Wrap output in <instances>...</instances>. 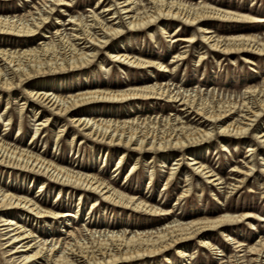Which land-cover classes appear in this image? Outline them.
<instances>
[{
  "label": "bare ground",
  "instance_id": "1",
  "mask_svg": "<svg viewBox=\"0 0 264 264\" xmlns=\"http://www.w3.org/2000/svg\"><path fill=\"white\" fill-rule=\"evenodd\" d=\"M100 1L102 3L107 1V4L103 5L102 10L98 12L92 9L87 15L70 14L68 16V25L71 30L69 33L65 28L57 27L49 40L40 42L37 47L21 51L0 48V58H2L0 61H3L0 64V93L2 90L10 92L19 84L28 83L30 79L48 74L79 72L93 64L97 58L101 67L104 64L103 61L108 59L124 67L148 69L152 74L153 69L172 72L176 65L185 59L187 49L173 55L169 63L173 64V67L168 69L169 65H164L159 55L156 56L139 48L117 49L115 46L109 48L113 39L120 40L125 34H138L141 30H147L150 37H154L153 26L160 24L161 20H167L159 27L161 34H164L166 38L193 42L197 34L196 30H192L188 36L175 37L182 29H175L172 36L166 29L169 24L177 26L182 22L191 28L196 26L202 42L210 51L220 52L226 56L239 54L241 59L250 64L254 63L253 58L243 53L264 54V35L242 33L218 36L203 25L209 20L245 23L264 21L263 17L256 15V10L237 11L221 7L209 0L198 2L98 0ZM63 4L71 6L65 0H39L33 7L34 12L29 10L23 13L0 15V35L31 36L36 31L42 30L51 12ZM63 12L66 14L65 9ZM45 33L41 32L42 38L47 36ZM100 49L108 55L106 59L99 58ZM204 58L202 54L199 61ZM153 78L154 75L150 82L129 85L118 90L96 87L69 94L44 91L43 88L26 85L23 90L27 96L22 98L23 102L20 105L18 104V114L21 116L22 110L29 106L34 112V104L44 106L55 115L67 118L66 122L59 125L58 137L65 130L64 127L70 123L71 125L68 126H74L76 129L73 136L78 130L99 146H105L106 150L108 148L120 150L119 164L123 162L127 150L137 152L136 160L129 168V174L138 169V154L141 152L177 150L180 152L179 156L182 151L185 156L187 155L185 158L189 162L187 166L191 167L190 171L205 178L210 188L226 187L231 192L238 190L255 171L256 148L254 145H248L250 153L245 156L246 160L242 166H233L231 177H228L231 181L224 179L219 170L204 163L203 157L191 147L209 142L217 134L246 143L245 138L249 132L254 131L256 121L264 114V81L259 86H246L235 98L229 96L218 98L217 95L205 97L201 90L172 87V84ZM34 82L42 83L43 81L35 79ZM149 99H162L175 103L182 115L188 112L194 113L201 121L195 122L194 125L189 124L183 121L186 117H181L179 114L168 115L161 120L144 119L140 122L138 118L96 119L81 114L83 106L89 104H120L131 101L138 103L139 100ZM6 104L5 110H9L8 101ZM7 113L9 111H6ZM1 119L6 120V126L10 123L11 116L5 119L0 114ZM37 122L31 139L32 143L49 126L48 117L39 119ZM227 139L221 145L224 148L223 151L228 150ZM254 139L263 151L259 167L260 172L264 174V129L255 130ZM237 143L238 141H235V144ZM180 166L178 161L171 166L166 185H169ZM118 170L117 164L114 171ZM11 172L21 173L23 176L29 175L35 180L40 179L42 191L50 184L56 187L58 195L63 189L71 193L79 192L78 206L82 195L86 194L94 195L92 208L104 203L142 212L151 217L163 216L164 218H168L173 212L166 211L165 208L149 202L146 198L117 188L111 181L105 180L100 173H94L84 167L68 165L65 160L49 158L43 153L35 152L31 145L22 147L0 137V177L3 173ZM186 174H188L187 171ZM149 175L151 177V174ZM185 182H187L186 189L179 195L177 204L189 195L192 182L189 178L185 179ZM209 190L213 191V189ZM40 194L30 196V188L14 187L12 189L11 185L0 183V250L3 264H132L139 259L145 260L156 255L167 256L165 253L172 247L176 248V254L192 259L186 250V244L194 238L200 237V247L216 253L218 247L205 237V232L213 228L217 229L234 249V253L229 255L221 250L220 264H264V237L246 246L245 249L244 243L228 233V226L255 217L250 211L232 213L228 212L230 207L226 205L224 210L216 216L189 221H182V218L173 219L165 221L155 230L127 232L125 229L121 231L108 229L102 232L97 229H87L88 233L83 234L82 228H72L67 229L64 236L48 237L42 229L35 232L28 223L33 221L36 224H55L59 221H69L71 215L68 210L58 204H50L40 198ZM218 194L219 192L214 195Z\"/></svg>",
  "mask_w": 264,
  "mask_h": 264
},
{
  "label": "rangeland",
  "instance_id": "2",
  "mask_svg": "<svg viewBox=\"0 0 264 264\" xmlns=\"http://www.w3.org/2000/svg\"><path fill=\"white\" fill-rule=\"evenodd\" d=\"M71 6L59 5L51 12L45 27L29 36H11L0 35V48L9 49L11 51H21L26 48L37 47L40 42L48 41L49 37L54 33L55 28L66 29L69 33L71 30L69 23V15L83 14L87 15L94 9L97 12L102 10V3L98 0H65ZM198 2L202 0H187ZM211 3L221 7L231 8L237 11H245L251 9L257 11V16L264 18V0H209ZM39 0H10L0 1V15L11 14L15 12H34L33 7ZM100 6V7H99ZM65 9L66 14H64ZM254 13V12H252ZM56 17L58 19H56ZM108 17V16H106ZM58 21L59 23L55 22ZM167 20H161L160 24L153 26V35L150 37L147 30H141L138 34H125L122 39H113L110 47L118 48H139L145 52L161 56L164 65H169L168 69L173 67L169 64L173 55L187 49L185 59L181 60L176 68L170 71H154L152 74L148 69L135 68L132 66L124 67L117 62H111L106 59L108 55L104 54V50H99V58L106 59L101 67L98 58L90 66L83 70L70 71L65 73H54L41 76L35 79L43 82H34L30 79L28 83L19 84L17 88L10 92L2 90L0 93V114L3 118L11 116L10 123L5 126L6 120H0V137L17 143L19 146L31 145L37 153H43L49 158L61 159L67 161L68 165L75 167H84L94 173H100L105 180L111 181L117 188L129 193L139 195L156 204L166 211H173L168 218L151 217L142 212H135L129 209H123L112 206L110 204L100 203L92 208L94 195H82L79 204V192L66 191L63 189L58 195L56 187L48 185L44 191L40 190L41 180L30 178L29 175L23 176L21 173L11 172L10 174H2L0 177L1 184H9L11 188H30V196H37L46 200L50 204H58L69 212V221H59L55 224L38 223L30 221L29 227L35 232L38 229L45 231L48 237L64 236L67 229L82 228L83 234L91 230H126L127 232L155 230L165 223L173 219L182 221L196 220L207 217H213L221 213L228 205V212L241 213L250 211L255 215L237 224L228 226V233L235 236L237 240L244 243V248L256 243L261 237H264V174L260 172L259 163L263 155L260 144L254 139L255 130L264 129V114L256 121L253 128L254 131L247 135L246 143L242 140L230 137L227 140L228 150L223 151L221 146L226 139L218 135L209 142L202 145L192 146L191 149L203 157V162L209 166H213L220 171V175L227 181H231V170L234 165L242 166L245 156L249 154L248 145H254L256 148L255 162L256 168L247 182H245L238 190L230 191L226 187L215 189L210 188V184H206V179L200 175L193 174L188 167L184 152L177 150H159L154 152H141L138 154V169L129 174V168L134 164L137 156L135 151H126V156L119 164L120 150L99 146L98 143L86 138L80 131H76L74 126L68 123L64 127V131L59 136V125L67 121V118L55 115L53 111L34 104V112L30 106L22 110L21 116L18 114V104L23 102V87L31 85L36 88H43L44 91L58 92L69 94L79 92L85 88H111L118 90L129 85H139L150 82L153 79L172 84V87L189 88L191 90H201L205 97L216 95L218 98L231 97L235 98L242 93L243 89L248 85H261L264 81V54L254 55L253 53H243L253 58L254 63H246L241 59L239 54H231L226 56L220 52L210 51L208 46L202 42L201 35L196 26L188 27L182 22L179 25L169 24L167 30L174 35L175 29L180 30L176 35L184 37L190 35L192 30H196L197 34L193 42H184L164 37L160 32V25ZM64 25V27H62ZM209 30L214 31V35L229 36L231 34H257L264 35V21L262 22H231L209 20L203 24ZM41 32H46V37L42 38ZM170 40V41H169ZM184 45H187L184 47ZM204 54V60L199 61V57ZM2 59V58H0ZM3 61H0L2 64ZM233 62V63H232ZM123 66V67H120ZM8 101L9 110L6 109ZM81 114L95 117L96 119H117L138 118V122L147 120H161L166 116L179 114L183 121L189 124L200 122L201 119L194 113H184L177 110L175 103L166 102L165 100L149 99L123 102L120 104L95 103L83 106ZM6 111L9 113L6 114ZM36 112V113H35ZM189 114L188 116H185ZM48 117L49 126L46 127L32 143V137L36 128L37 120ZM208 127V126H207ZM60 140V141H59ZM58 143H57V142ZM235 141H238L235 144ZM198 155V156H199ZM249 159V158H248ZM247 159V160H248ZM180 163L179 171L171 179L169 185H166V179L170 172L171 166L176 162ZM239 161V163H237ZM241 162V164H240ZM119 170L114 171L116 165ZM5 170H3L4 172ZM186 171L188 174H186ZM151 174V177L150 175ZM233 176V175H232ZM5 177V178H4ZM8 177V179H7ZM189 178L192 182L189 195L185 197L179 204L177 199L179 195L186 189L185 179ZM48 183V182H47ZM209 189H213V193ZM219 194L215 196V193ZM61 196L60 198L58 196ZM59 199V200H58ZM100 201V200H99ZM165 202V203H164ZM247 207V208H243ZM76 214V215H75ZM66 223H69L68 225ZM36 224V225H35ZM40 224V225H39ZM63 230V231H61ZM206 236L218 249L216 253H212L207 249L200 247L199 238L191 239L187 242V252L192 259L183 258L176 254V248H170L164 255H156L145 260L139 259L132 264H220L221 250L227 255L234 253L233 246L228 244L226 239L219 234L215 228L205 232ZM225 244V246H224ZM0 250V264H3ZM147 262V263H146Z\"/></svg>",
  "mask_w": 264,
  "mask_h": 264
}]
</instances>
